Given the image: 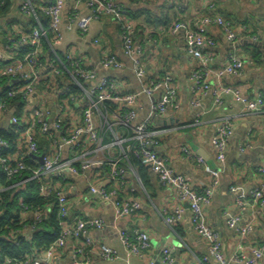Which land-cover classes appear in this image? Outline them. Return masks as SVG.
Returning a JSON list of instances; mask_svg holds the SVG:
<instances>
[{
  "label": "built area",
  "instance_id": "1",
  "mask_svg": "<svg viewBox=\"0 0 264 264\" xmlns=\"http://www.w3.org/2000/svg\"><path fill=\"white\" fill-rule=\"evenodd\" d=\"M65 2L66 0H50L40 6L41 11L48 15L49 20L48 26L44 27L36 14L32 1L22 0L21 12L34 16L37 26L30 31L12 27L11 33L13 34L9 37L8 44L0 45V61L4 62L0 66V80L1 77H7L14 82L17 80L14 85H10L4 91L0 89V114L7 112L10 107L5 97L20 95L26 103L29 98L39 94V91L42 97L48 96L52 90L56 95L53 107L42 104L31 106L26 112L29 116L27 122L24 114L11 115V123L24 121L20 140L25 143L27 154L33 160L27 161L19 155L18 151L6 153L8 143L0 137V170L8 179L20 178L11 187L21 186L28 180H34L37 182L41 195H54L56 197L55 206L60 218V233L48 247L40 251L33 250L22 257H4L2 264H60L57 258L64 254L67 247L71 248V256L78 263L83 261L86 252H92L105 260L118 258L115 248L105 242H94L88 235L90 228H103L104 224L101 219L70 214L65 184L70 175H77L88 170L91 165L108 166L107 182L103 179L99 184L90 183L89 190L98 198L111 199L115 218H122L140 207V202L134 199V196L122 197L121 194L124 188L129 192L135 190L134 187L126 186L124 170V166L134 167L129 159L131 155L136 156L142 164L148 166L159 181L174 189L180 203L173 207L171 213L164 215V221L168 226L172 227L180 221L184 211L183 204H186L193 228L208 244V252L203 256V261L198 264H206L210 259L218 264H229L230 261L260 264L264 249L255 245L249 246L253 256L251 258L245 257L243 253H235L227 258L222 251L221 236L207 222L205 214V206L210 204L219 183L221 172L219 164L224 161L232 133L231 116L222 117L210 137L209 147L216 165L209 164L201 156H195V161L202 165L209 176V184L201 191H196L184 175L172 168L168 157L157 150L159 140L156 131L150 128L151 115H164L175 104L177 90L171 76L164 74L159 79H148L140 89L132 91L126 90L123 82L114 75H99L98 68L103 70L126 68L120 58L106 50L100 36L93 39V43L104 48L96 67L87 65L83 57L75 53L73 46H68L61 51L70 64L67 67L58 49L63 36L62 12ZM0 4H2L1 0ZM81 4L87 5L90 11L80 17L79 6ZM215 6L214 0H205V11L198 14L195 24L186 20H177L169 26L171 30L183 29L186 51L197 59V65L190 74L191 89L195 94L211 90L212 107L222 105L224 97L231 95L234 101L241 104V113L261 114L264 111V93L259 92L250 96L237 86L223 82V79L239 74L246 63L254 62L253 59L246 58L237 52H230L221 65L213 67L210 56L204 50V47L215 43L209 33L212 25L218 26L229 41L234 42L237 38L231 21L215 12ZM104 15L120 23L123 52L132 58L131 70L134 75L143 79L146 74L142 58L143 48L136 40L135 29L127 16L126 7L118 0H74L68 14V28L77 27L81 34H85L90 22ZM50 33L52 36L48 41L46 65L49 79L47 84L50 86L45 85L39 89L38 85L41 80L39 68L43 65L39 57L41 53H44L42 39ZM251 39H256V37L253 36ZM25 44L32 48L19 57L17 51ZM65 75L68 77L66 78ZM56 76L59 81L53 83ZM62 78L64 82L60 81ZM72 86L77 88L75 92L71 91ZM156 91H161L162 94L152 103L150 116L137 120L135 104L139 96L141 94L151 96ZM106 102L114 103L116 106L111 108ZM116 126L126 128L128 134L122 136ZM106 131L110 133L111 139L104 142ZM36 132L46 136L49 141V147L44 151L40 150ZM250 135L251 132L248 131L244 147L250 146ZM114 148L117 150H115L116 153L111 152ZM183 152L187 155L191 154L188 147H183ZM99 154H103L104 158L92 159ZM38 156H42L41 160ZM26 171L29 175L21 178ZM257 172L260 180L258 185L251 190L250 195L236 198V204L240 209L254 210L256 206H264V166L258 167ZM2 189L3 187L0 186V190ZM21 206L23 213H31L34 224L46 216L47 211L44 209L37 207L29 211L27 205L21 203ZM237 223V217L229 220V224L235 226L238 237L243 240L249 233L252 223ZM32 227L33 225H30V228ZM120 240L127 249V255H142L144 250L151 247L150 234L146 229L139 227L134 229L132 235L122 232ZM173 253L174 247H163L159 264H173ZM124 264L132 263L126 257Z\"/></svg>",
  "mask_w": 264,
  "mask_h": 264
},
{
  "label": "crops",
  "instance_id": "2",
  "mask_svg": "<svg viewBox=\"0 0 264 264\" xmlns=\"http://www.w3.org/2000/svg\"><path fill=\"white\" fill-rule=\"evenodd\" d=\"M38 12H43L40 6L50 0H31ZM129 9L127 15L134 26L136 40L143 48L142 58L146 70L145 77L139 79L131 70L132 58L123 52L120 23L110 16H101L92 20L88 31L81 34L77 27L68 28V14L74 0H66L62 12V39L59 42L60 51L73 46L75 53L83 57L84 62L96 67L104 48L93 43L95 37H102L107 51L115 54L126 65L122 70H103L98 68L99 75L110 74L118 77L126 90L136 91L152 78H161L169 74L177 90L175 104L164 115H156L160 120L150 116L152 103L159 99L162 92L156 91L148 96L141 94L135 110L137 120L150 116V128L156 131L159 144L157 150L168 157L172 168L186 177L196 191H201L209 184V176L202 165L195 161V156H201L211 165L216 161L211 153L209 142L217 123L224 116L232 118V133L230 135L225 158L219 164L221 168L219 183L215 188L210 204L205 206L207 222L219 232L222 240V251L229 258L235 253H243L251 258L250 245L260 246L264 249V206L240 209L236 204L238 196L247 197L254 186L258 185L260 176L257 168L264 166V111L261 114H244L240 112L241 104L232 99L231 95L224 97V103L212 107L213 96L211 90L192 91L190 74L197 65V59L186 51L183 29L171 30V22L186 20L195 24L198 14L205 11V0H118ZM22 0H15L8 21L23 30L29 29L28 22L31 15H25L20 10ZM215 12L230 20L236 30L237 38L229 41L221 29L212 25L209 33L214 39V45L204 47L210 56L212 66L221 65L230 52H237L244 57H251L253 63H246L244 69L237 75L223 79L240 88L250 96L264 93V0H215ZM90 11L85 4L79 6V15L84 16ZM37 14V12H36ZM128 14V13H127ZM133 14H141L133 18ZM149 17V22L144 18ZM151 17L160 18L152 21ZM167 19L169 23L167 24ZM5 20H0V45L3 42V29ZM165 22V23H163ZM261 43V46L250 44L252 37ZM45 60L39 68L41 80L39 89L43 88L42 81L47 78V51ZM2 64L0 63V66ZM146 79V80H145ZM62 82V80H60ZM61 82V83H62ZM56 101L54 90L48 96L36 94L21 106V114H26L34 104L53 107ZM16 106L0 114V129L10 126V117L16 113ZM23 118V117H22ZM24 121H21V125ZM23 127V125H22ZM19 129V135L21 134ZM122 136L128 134L126 128L116 126ZM250 131V146L244 147L247 132ZM107 135L104 137V142ZM188 147L190 155L183 152ZM243 148V149H241ZM116 148L111 152L116 153ZM26 151L23 140L18 152ZM64 152V150H63ZM66 155V152H65ZM99 154L94 160L103 159ZM126 172V186L134 187V192L124 188L122 197L134 196L140 202L137 210L122 218H115L112 200H104L90 193L89 184H99L107 180L109 167L105 165H91L77 175H70L65 184L68 196L69 212L72 216L97 217L103 221V228H90L89 237L94 242H105L116 249L118 258L105 260L96 254L86 252L82 262H75L71 256L70 247L57 258L60 264H124L127 257L132 264H159L161 250L165 246L174 247L173 264H198L208 252L206 240L199 235L190 220V212L184 205L181 219L174 226H168L164 215L171 213L174 206L179 204L174 189L164 184L156 174L146 165L140 171L137 167L124 166ZM96 181V182H95ZM107 182V181H106ZM109 186V183H108ZM27 215V213L25 214ZM232 217L238 218L237 224L252 223V227L242 240L238 237L235 226L229 224ZM143 228L148 231L151 247L144 250L142 255L129 254L120 240L122 232L132 235L134 229ZM28 230V229H27ZM74 241V240H73ZM76 242V241H75ZM264 264V256L259 261ZM206 264H218L210 259ZM229 264H242L230 261Z\"/></svg>",
  "mask_w": 264,
  "mask_h": 264
},
{
  "label": "trees",
  "instance_id": "3",
  "mask_svg": "<svg viewBox=\"0 0 264 264\" xmlns=\"http://www.w3.org/2000/svg\"><path fill=\"white\" fill-rule=\"evenodd\" d=\"M1 1L2 4H0V20H5L4 24L6 23V28L3 29V44H8L7 42L9 40V37L13 34L11 33L13 25L10 23V21H8L7 16L10 14L15 0ZM129 1L133 2L136 0ZM126 10L128 15L130 16L131 12L129 11V9ZM36 12L42 25L44 27H47L49 21L48 15L45 12ZM140 16L141 14L132 15L133 18H139ZM149 17L150 16L144 18V20H146V22H149ZM151 20L158 21L160 20V18L151 17ZM168 23L169 19H167V24ZM36 26L37 24L35 17L32 16L31 20L28 22L29 29H27L26 31H30ZM51 36L52 34L50 33L46 38L42 39L44 53L45 51H47L48 41L50 40ZM15 38H17V36H15ZM31 48L32 47L28 44L20 46L19 50L17 51L18 56H23L25 53L30 51ZM44 53H41L39 57L42 62L45 60ZM60 57L62 58L64 64L69 67L70 64L68 61H66L64 54L61 51ZM0 63L3 64L4 62L0 61ZM67 77L68 76H66V78ZM57 81L59 80L56 76L52 82L56 83ZM48 82V78H46V80H43V86H50V84H47ZM14 84L15 82L13 80H9L7 77H1L0 89L1 91H4L8 87H10V85ZM71 89L72 92H75L77 90V88L73 86L71 87ZM5 100L10 106H16L17 111L14 114L20 116L21 106L24 104L23 96L15 95L12 97H5ZM106 104L111 108L116 106V104L111 102H106ZM22 125L20 121L16 124L12 123L10 126L0 129V137L5 139L8 143V148L5 149L6 153H13L18 151L21 143L19 129H21ZM36 135L38 144L40 145V150H46L49 147L48 139L46 138V136H43L38 132H36ZM106 135V140H110L111 136L108 131H106ZM19 155L23 156V158L27 161L33 160L30 159L27 151L20 152ZM129 159L131 164L137 167L140 171L144 168V164H142L136 156L131 155ZM28 175L29 172L26 171L24 172V175L21 176V178L27 177ZM19 179L20 178L8 179L4 172L0 170V186L3 187V189L0 190V236H4L5 238L4 240H0V264L3 263L4 257H22L26 254L31 253L33 250L40 251L41 249L48 247L51 243L54 242V240L60 233V218L55 206L56 197L54 195H41L38 190L37 182L34 180H28L21 186L11 187V185L17 182ZM21 203L27 205L29 211L37 207L46 210V216L44 217V219H41L34 224V219L31 213L26 212L27 215H25L26 213H23ZM30 225H33V227L30 228Z\"/></svg>",
  "mask_w": 264,
  "mask_h": 264
},
{
  "label": "water",
  "instance_id": "4",
  "mask_svg": "<svg viewBox=\"0 0 264 264\" xmlns=\"http://www.w3.org/2000/svg\"><path fill=\"white\" fill-rule=\"evenodd\" d=\"M248 43H250V44H256V45H258V46H261V43L259 42V41H257V40H255V39H251L250 41H247ZM108 75H110V74H108ZM17 80H15V82H16ZM156 119V120H160V118H157L156 117V115L155 116H153V119ZM39 157V160H41V158H42V156H38ZM5 238H4V236H0V240H4Z\"/></svg>",
  "mask_w": 264,
  "mask_h": 264
}]
</instances>
